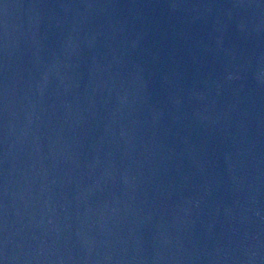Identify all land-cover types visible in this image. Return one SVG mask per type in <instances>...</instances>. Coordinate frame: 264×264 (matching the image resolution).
Returning <instances> with one entry per match:
<instances>
[{
	"label": "water",
	"instance_id": "obj_1",
	"mask_svg": "<svg viewBox=\"0 0 264 264\" xmlns=\"http://www.w3.org/2000/svg\"><path fill=\"white\" fill-rule=\"evenodd\" d=\"M0 264H264V0H0Z\"/></svg>",
	"mask_w": 264,
	"mask_h": 264
}]
</instances>
